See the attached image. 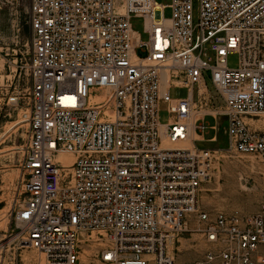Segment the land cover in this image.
Listing matches in <instances>:
<instances>
[{
    "label": "built area",
    "instance_id": "2783aa9c",
    "mask_svg": "<svg viewBox=\"0 0 264 264\" xmlns=\"http://www.w3.org/2000/svg\"><path fill=\"white\" fill-rule=\"evenodd\" d=\"M27 1L31 54L10 92L0 48V107L27 106L16 235L0 239V264L23 248L78 264L79 232L97 233L101 264H176L167 244L192 232L193 214L206 248L188 264H264V177L251 216L197 212L216 152L195 144L206 117L222 118L229 150L264 164V131L247 123L264 115V0Z\"/></svg>",
    "mask_w": 264,
    "mask_h": 264
},
{
    "label": "rangeland",
    "instance_id": "374dc122",
    "mask_svg": "<svg viewBox=\"0 0 264 264\" xmlns=\"http://www.w3.org/2000/svg\"><path fill=\"white\" fill-rule=\"evenodd\" d=\"M156 1L163 5L168 3L167 0ZM2 3L0 4V48L6 58V74L10 82V92L19 76L23 79L26 77L31 54L29 46L31 32L27 21L28 1L2 0ZM163 14L169 17L170 11L166 9ZM131 26L135 32L139 33L141 41H145L147 37L143 33V20L132 18ZM136 55L144 57L145 51L136 50ZM237 63V55L228 56L229 68L237 67ZM206 83L210 86L207 80ZM26 87L24 80L23 89ZM207 90L210 93L212 91L209 87ZM169 94L171 98H184L187 96V91L171 88ZM215 97L212 94L214 106L220 109L221 102ZM195 110L209 112L204 102L197 103ZM26 114L27 106L24 104L0 107V239L5 241L16 235L11 212L20 187L19 166L27 140V124L24 119ZM158 117L160 124L164 125L168 122L164 106H160ZM204 123L208 125L204 141L195 144L197 147L213 149L216 153H214L213 170L209 179L202 184L198 195L197 212L208 213L211 217L221 212L225 215L236 214L241 218H247L257 211L261 200L264 164L257 156L237 155L229 150L224 133L225 119L221 118L215 122L211 117H206ZM247 123L254 129L264 131V115L262 114L247 120ZM213 127L216 129L213 130ZM214 135L216 140L211 142ZM199 227L196 214L191 215L187 219V228L192 232L174 235L173 241L170 240L168 243V251L176 264H188L202 256L206 246L200 234L193 231ZM102 247L103 243L97 233L79 234L78 264H101L95 259V255ZM19 256L21 262L16 258L12 264H38L39 258H42L45 264L43 256L28 248L21 249ZM7 257L4 264H11V258L9 255Z\"/></svg>",
    "mask_w": 264,
    "mask_h": 264
},
{
    "label": "bare ground",
    "instance_id": "6f19581e",
    "mask_svg": "<svg viewBox=\"0 0 264 264\" xmlns=\"http://www.w3.org/2000/svg\"><path fill=\"white\" fill-rule=\"evenodd\" d=\"M164 82H165V79H164ZM196 105V104H195ZM23 122V121H22ZM190 124H192V126L194 125V123H193V120L192 119H190ZM70 157L69 156H59L58 157V160L59 161H63L64 163H69V161H70ZM79 234H85L84 232H79ZM78 234V235H79ZM167 248H168V244H167ZM41 256V255H40ZM38 264H43V260H42V258H39L38 259Z\"/></svg>",
    "mask_w": 264,
    "mask_h": 264
},
{
    "label": "crops",
    "instance_id": "0c3cea01",
    "mask_svg": "<svg viewBox=\"0 0 264 264\" xmlns=\"http://www.w3.org/2000/svg\"><path fill=\"white\" fill-rule=\"evenodd\" d=\"M196 138V137H195ZM214 142V141H213Z\"/></svg>",
    "mask_w": 264,
    "mask_h": 264
}]
</instances>
